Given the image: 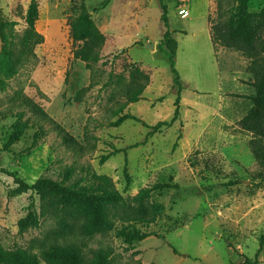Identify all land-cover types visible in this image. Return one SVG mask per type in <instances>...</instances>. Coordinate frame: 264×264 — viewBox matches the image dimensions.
<instances>
[{"label":"rangeland","instance_id":"1","mask_svg":"<svg viewBox=\"0 0 264 264\" xmlns=\"http://www.w3.org/2000/svg\"><path fill=\"white\" fill-rule=\"evenodd\" d=\"M31 1L0 0V18L16 22L18 35ZM36 1L44 42L7 89L0 88V244L35 253L54 243L75 244L86 261L106 248L111 264H243L246 258L264 264V168L249 147L252 135L241 127L255 95L250 60L233 49L214 50L210 37V20L229 17L235 0H188V17L180 0H164L185 90L179 119L158 133L152 128L172 120L178 91L159 49L166 32L159 0ZM77 1L106 36L100 61L90 66L76 56L84 43L71 38ZM263 7L264 0L249 3L251 13ZM135 70L147 73L150 83L139 102L128 104L126 94L140 81L131 78ZM22 112L29 128L9 146ZM126 114L140 121L113 125ZM69 168L71 183L90 185L94 174L107 175L125 198L157 184L178 188L152 194L150 201L164 210L154 224L138 228L155 235L127 244L117 236L122 223L116 222L113 231L88 238L67 217L70 227L54 210L44 211L35 192L20 193L7 174L33 185L41 177L62 181ZM21 221L28 224L24 231Z\"/></svg>","mask_w":264,"mask_h":264},{"label":"trees","instance_id":"2","mask_svg":"<svg viewBox=\"0 0 264 264\" xmlns=\"http://www.w3.org/2000/svg\"><path fill=\"white\" fill-rule=\"evenodd\" d=\"M251 0H235L237 5L234 12L225 17L220 15L214 22L210 20L211 41L216 50L218 47L233 49L250 60L249 72L252 74V86L255 95L250 97L253 106L248 114L241 120L242 129L252 135L249 147L254 158L264 168V7L258 13H251L249 3ZM107 2V1H106ZM162 10L161 20L166 28L159 49L168 56L170 67L174 75V85L177 87L175 112L171 121H163L152 128V133L160 132L163 126L171 127L180 116L182 92L185 86L176 68L179 43L174 37L170 26L168 6L164 0H159ZM74 15L70 21L71 38L74 42H83L84 46L76 56L87 66L100 61V51L106 43V36L100 31L84 2L74 3ZM39 18V4L32 0L26 12V29L21 34L13 32L16 22H7L0 18V88L6 90L8 80L19 74L21 68L26 66L35 57V49L44 42V36L37 30ZM12 30L9 34L8 31ZM138 77L136 89L126 94L128 104L140 101L141 96L150 83V77L141 70L131 72V78ZM45 116L44 112L36 108ZM24 113H19L13 131L8 141L9 146L16 145L29 128L28 122L23 121ZM140 121L137 117L126 114L120 117L114 126H120L126 120ZM34 135L31 148H34L39 139ZM108 157H104L105 162ZM7 172V171H5ZM19 183L20 193L35 192L41 199L44 211L54 210L62 216L61 223L71 226L65 218L74 223V226L83 237L91 238L96 234L111 232L116 222L122 227L117 230V236L127 244L142 242L155 233L141 232L138 225L149 227L154 224L163 212L160 203L150 201L156 190L178 188L174 184H157L153 187L141 189L135 196L125 198L116 188L111 177L107 175H93L95 180L90 185H83V179L71 183L74 169L69 168L62 181H54L41 177L33 185L22 182L16 173H7ZM127 187L131 185V178L127 175ZM43 211V212H44ZM45 213V212H44ZM21 231L28 228L24 221L20 222ZM264 247V236L260 239V250ZM176 252L175 249H173ZM112 251L100 249L91 261H86L81 250L75 244L54 243L44 247L40 253L26 249H7L0 244V264H111ZM243 264H257L246 258Z\"/></svg>","mask_w":264,"mask_h":264},{"label":"built area","instance_id":"3","mask_svg":"<svg viewBox=\"0 0 264 264\" xmlns=\"http://www.w3.org/2000/svg\"><path fill=\"white\" fill-rule=\"evenodd\" d=\"M182 5H181V8H182V13L184 15V17L186 16V14L188 13V11L186 10L185 8V3L188 1V0H180Z\"/></svg>","mask_w":264,"mask_h":264},{"label":"water","instance_id":"4","mask_svg":"<svg viewBox=\"0 0 264 264\" xmlns=\"http://www.w3.org/2000/svg\"><path fill=\"white\" fill-rule=\"evenodd\" d=\"M147 47L150 48V49H154L155 45L154 44H148Z\"/></svg>","mask_w":264,"mask_h":264},{"label":"bare ground","instance_id":"5","mask_svg":"<svg viewBox=\"0 0 264 264\" xmlns=\"http://www.w3.org/2000/svg\"><path fill=\"white\" fill-rule=\"evenodd\" d=\"M188 16H189V13H187L185 17H188Z\"/></svg>","mask_w":264,"mask_h":264},{"label":"crops","instance_id":"6","mask_svg":"<svg viewBox=\"0 0 264 264\" xmlns=\"http://www.w3.org/2000/svg\"><path fill=\"white\" fill-rule=\"evenodd\" d=\"M211 37V36H210Z\"/></svg>","mask_w":264,"mask_h":264}]
</instances>
